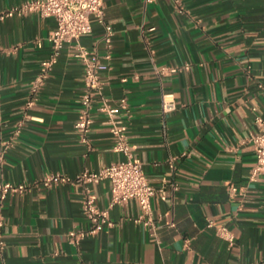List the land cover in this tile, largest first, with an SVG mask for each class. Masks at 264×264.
Returning a JSON list of instances; mask_svg holds the SVG:
<instances>
[{
	"label": "crops",
	"instance_id": "obj_1",
	"mask_svg": "<svg viewBox=\"0 0 264 264\" xmlns=\"http://www.w3.org/2000/svg\"><path fill=\"white\" fill-rule=\"evenodd\" d=\"M26 1L0 0V14ZM179 1L182 12L175 0H104L110 60L103 58L105 26L95 18L79 40L102 57L108 103L128 99L133 157L144 163L151 185L166 186L168 199L153 200V227L137 221L134 200L110 208L113 226L78 245L69 233L91 227L84 186L46 187L43 179L75 178L125 157L113 150V134L96 108L91 149L81 142L75 125L84 66L75 44L62 48L38 102L26 108L56 21L36 13L0 20V184L27 186L0 198V264H264V175L250 182L255 118L264 117V0ZM165 67L179 71L161 75ZM163 94L174 95L175 112H162ZM229 184L240 190L234 198ZM91 190L98 207L108 209L110 183ZM209 220L228 227L234 244Z\"/></svg>",
	"mask_w": 264,
	"mask_h": 264
},
{
	"label": "built area",
	"instance_id": "obj_2",
	"mask_svg": "<svg viewBox=\"0 0 264 264\" xmlns=\"http://www.w3.org/2000/svg\"><path fill=\"white\" fill-rule=\"evenodd\" d=\"M147 1L152 2L154 0ZM175 6L179 12H182L179 0H175ZM29 13L39 14L42 18L54 19L56 28L48 37L51 50L41 62L40 72L32 82L31 96L26 102V108H31L38 102L42 88L58 63L62 48L68 44H75L73 47L75 56L84 66V90L80 99L81 111L79 120L75 125L81 142L91 149L89 134L94 124L93 110L96 108L97 112L106 117V124L109 125L113 134V150L125 157L123 160L114 162L97 171L85 170L75 178L62 174H52L43 179L42 184L46 187L74 182L85 188L82 209L84 215L90 221L91 227L84 231H71L69 236L72 243L78 245L82 240L98 234L105 227H112L113 223L109 218V209L131 200L138 202L140 206L141 214L137 221L146 227H153L155 222L153 200L159 197L161 200L167 201V188L166 186L155 187L151 185L144 170V163L133 157V146L128 139V123L131 118L128 99L122 97L115 105L108 103L103 94L105 84L100 75L102 57L95 51L87 50L79 43L82 36L92 32V18H95L106 29L105 41L109 51L103 58L105 60L111 59L110 49L113 31L110 26L105 24L104 0H30L1 13L0 20L14 16H24ZM39 45H41L40 42ZM178 71L177 68L165 67L159 70V73L164 75ZM122 81L125 82L126 79L124 78ZM259 88L264 94V82L259 83ZM98 98H100V104L95 107ZM177 109L178 105L174 95L163 94L162 112L171 114ZM255 122L259 126V133L253 138L256 148V162L250 173V182H256L264 175V117L256 116ZM3 161L4 155H1L0 168H2ZM172 168H174L173 164ZM103 181L110 183L111 201L109 208L102 210L97 205L96 196L92 192L91 186L100 184ZM26 189L25 184L2 183L0 184V198L3 201L9 194L22 193ZM227 189L231 198L240 193V190L232 184H229ZM169 226L175 227V223L171 222ZM2 227L3 221L0 219V249L5 247V242L2 239ZM208 227H215L221 238L230 244H234L235 236L228 227H217L213 220H209ZM190 244L191 240L187 239L185 246L190 248Z\"/></svg>",
	"mask_w": 264,
	"mask_h": 264
}]
</instances>
